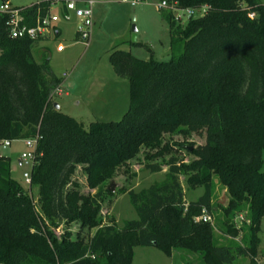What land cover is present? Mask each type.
Segmentation results:
<instances>
[{
    "label": "trees",
    "instance_id": "16d2710c",
    "mask_svg": "<svg viewBox=\"0 0 264 264\" xmlns=\"http://www.w3.org/2000/svg\"><path fill=\"white\" fill-rule=\"evenodd\" d=\"M51 1L36 2L29 12H46ZM166 1L179 10L207 6L208 12L178 21L174 9L164 11L169 60L115 51L112 63L129 81L130 108L120 120L88 126L55 107L64 76L54 73L49 58L38 60L34 41L10 38L0 23V143L41 137L27 186L12 177L11 158L0 154V264H132L137 246H155L169 256L174 250L200 253L207 264H231L241 255L259 264L264 1ZM203 132V144H187L188 136ZM178 150L193 158L186 161ZM141 151L147 170L167 166L166 178L139 192L123 189L137 219L123 226L114 216L104 221L109 181ZM182 175L190 188L204 189L198 199L186 201ZM215 179L229 193L222 227L232 237L242 229L241 243H220L212 222L198 219L215 216ZM84 184L90 192L82 191ZM243 204L250 209L249 225L239 229L233 218ZM73 223L79 225L74 238ZM61 225L58 237L53 230Z\"/></svg>",
    "mask_w": 264,
    "mask_h": 264
},
{
    "label": "rangeland",
    "instance_id": "374dc122",
    "mask_svg": "<svg viewBox=\"0 0 264 264\" xmlns=\"http://www.w3.org/2000/svg\"><path fill=\"white\" fill-rule=\"evenodd\" d=\"M42 0H9L17 7L32 6ZM80 7L88 5L77 0ZM93 21L92 33L87 43L75 38V31L78 20L72 19L69 22L58 24L61 30L60 35H51L38 42L34 47V53L38 60L49 58L50 66L58 76H64L62 85L65 92L57 98V103L61 105V111L83 121L89 125L94 121H117L128 112L131 104L129 94V81L127 78L119 76L112 63V55L115 51H130L135 57L148 60H169L172 53L171 36L169 32L168 19L164 11L160 9L162 0H138L133 4L124 0H92ZM264 1V0H263ZM185 13V12H184ZM183 13V14H184ZM180 11H174V15ZM137 27V40L132 39V27ZM65 45L63 51L57 50L59 43ZM44 49L37 54L36 49ZM173 52V51H172ZM178 52L177 50L174 51ZM204 132L202 134L193 133L187 137L188 143L195 146L205 142ZM175 140H182V137H174ZM25 139H18L11 142L10 146L0 145V154L9 156L12 160L11 175L27 186L23 176L25 171L31 169L30 165H20L19 158L26 152ZM178 154L187 161L193 155L186 150H178ZM145 151H141L139 156L130 162L128 168H122L112 179L118 186L115 192L104 193L102 202V215L104 221H108L110 216L117 219V224L123 226L128 220L138 218L135 206L131 202L128 192L123 189H133L136 192L150 187L153 183L166 178L167 166H163L161 172H151L144 165ZM264 171V166L263 169ZM80 181L85 183L83 175H79ZM108 185H110L111 181ZM181 181L186 193V201L198 199L204 192L202 187L192 189L187 182V176L182 175ZM35 191V190H34ZM83 192L86 189L84 184ZM229 201L227 188L215 179L213 189V211L215 216H210V221L214 225L216 238L220 243H227L230 239L241 243L244 235L241 227L249 225L250 209L247 204H243L241 211H237L233 218V223L241 229L237 237H232L225 233L221 220H223V207ZM72 238L75 237L79 225L73 223L71 226ZM65 226L53 230L58 237H61ZM85 230L83 235L88 238L94 233ZM260 244L257 256L258 263L264 264V217L261 222L259 233ZM132 264H207L200 253H192L185 250H177L172 255H167L155 246H137L134 249V259ZM231 264H253L250 256H237Z\"/></svg>",
    "mask_w": 264,
    "mask_h": 264
},
{
    "label": "built area",
    "instance_id": "2783aa9c",
    "mask_svg": "<svg viewBox=\"0 0 264 264\" xmlns=\"http://www.w3.org/2000/svg\"><path fill=\"white\" fill-rule=\"evenodd\" d=\"M124 1L130 2V0ZM82 2L88 6L80 7L77 0H68L66 2L54 0L51 1L48 11L43 12V10L39 8L36 13H30L29 11L32 6L17 7L12 5L9 0H0V23H5L6 32L10 38L30 39L37 44L51 35H60L62 32L58 27L59 23L77 19L78 26L76 28V38L87 43L91 37L92 27L94 25V2L92 0ZM137 2L138 0H132L131 3L135 4ZM159 8H172L175 11H180V14L175 16L178 21H183L186 16L204 15L208 12L207 6L179 10L172 5H169L166 0H163L160 3ZM64 49L65 45L63 43L57 45L58 51H63ZM64 93L65 92L61 86L54 92V97H61ZM40 138V136H37L35 138L25 139L28 150L20 157L22 165H30L32 169L34 158L36 156L37 142ZM10 145L11 141H5V147ZM31 169L25 171L23 174L27 184L31 183ZM198 219L209 221L210 216L205 213Z\"/></svg>",
    "mask_w": 264,
    "mask_h": 264
},
{
    "label": "water",
    "instance_id": "95a60500",
    "mask_svg": "<svg viewBox=\"0 0 264 264\" xmlns=\"http://www.w3.org/2000/svg\"><path fill=\"white\" fill-rule=\"evenodd\" d=\"M132 39H133V41H136L137 40V27H136V25L134 24L133 25V27H132ZM172 53V50H170L168 53H167V55H169V54H171ZM55 107L57 108V109H60V105H59V103H55ZM0 145H2L1 143H0ZM193 149V146H191L190 147V150H192ZM21 162V161H20ZM117 186H118V184L114 181V180H112L111 181V183H110V185L108 186V190L110 191V192H115L116 191V189H117Z\"/></svg>",
    "mask_w": 264,
    "mask_h": 264
},
{
    "label": "crops",
    "instance_id": "0c3cea01",
    "mask_svg": "<svg viewBox=\"0 0 264 264\" xmlns=\"http://www.w3.org/2000/svg\"><path fill=\"white\" fill-rule=\"evenodd\" d=\"M75 38H76V31H75ZM60 43H61V42H60ZM36 50H37V54L39 55V53H40V52H43L44 49H39V47H38V49H36ZM34 54H35V53H34ZM59 105H60V104H59ZM60 109H61V105H60ZM18 161H19V164L22 165L21 162H20V158H19ZM175 252H177V250H174V251H173V253H175ZM173 253H172V254H173Z\"/></svg>",
    "mask_w": 264,
    "mask_h": 264
}]
</instances>
